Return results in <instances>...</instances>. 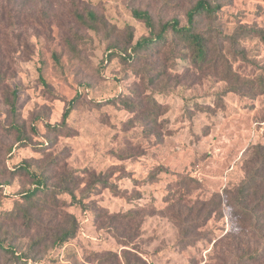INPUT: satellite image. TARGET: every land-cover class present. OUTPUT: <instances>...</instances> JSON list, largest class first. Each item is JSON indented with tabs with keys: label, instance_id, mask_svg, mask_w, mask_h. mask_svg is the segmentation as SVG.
Instances as JSON below:
<instances>
[{
	"label": "rangeland",
	"instance_id": "rangeland-1",
	"mask_svg": "<svg viewBox=\"0 0 264 264\" xmlns=\"http://www.w3.org/2000/svg\"><path fill=\"white\" fill-rule=\"evenodd\" d=\"M195 1L0 0V71L6 79L0 83V238L15 252H0V262L110 264L107 252H115L123 264L122 248H129L146 264H203L237 245L226 238L236 233L237 222L225 190L243 178L246 150L264 144V92L229 91L232 81L187 70L184 63L170 67L163 91L146 88L139 70L148 61L124 62L119 48L108 57L110 46L124 45L129 31L133 43L147 33L133 9L148 10L156 22L173 16L184 22ZM222 4L216 20L202 28L229 52L233 70L253 80L264 74V0ZM88 10L97 17L96 29L76 17ZM17 87L12 113L6 96ZM150 98L158 105L155 121L142 118ZM24 162L31 172L48 169L55 182L65 177L76 196L57 194L53 204H39L40 211L30 208L43 223L29 227L17 205L32 179L13 171ZM99 174L114 190L95 182ZM214 195L219 213L199 227L200 237L192 233L182 241L180 219L189 221ZM128 212L130 223L122 217ZM65 215L76 221L72 238L33 244L68 226Z\"/></svg>",
	"mask_w": 264,
	"mask_h": 264
},
{
	"label": "trees",
	"instance_id": "trees-1",
	"mask_svg": "<svg viewBox=\"0 0 264 264\" xmlns=\"http://www.w3.org/2000/svg\"><path fill=\"white\" fill-rule=\"evenodd\" d=\"M222 5V0H196L185 11L184 22L175 16L156 22L148 10L133 9L132 15L144 23L147 33L133 43L134 35L132 31H129L124 45L110 46L108 57L111 59L112 56H115L114 49L119 48L122 51L119 58L124 62L141 63L148 61L139 70V73L143 75L146 88L159 85L161 86L160 91H163V88L167 87V73L170 67L178 63H184L187 70L192 68L201 73L209 72L212 75L220 76L222 80L232 81L229 91L239 92L242 89H247L255 93H263V72L253 80L243 78L240 73L233 70L228 61L227 54L229 52H224L221 46L218 47L215 43L217 39L212 36L209 30L202 28L204 21L212 24L216 20L217 12ZM76 17L82 23L96 29L98 20L91 10L86 11L85 15L76 13ZM222 37L224 38L225 35L222 34ZM233 52L235 54L240 53L238 51ZM55 61L59 63L58 58ZM4 80H6L4 72L0 71V83ZM162 80L165 81L161 83ZM18 92L19 88L17 87L9 91L6 96L9 97L6 100L12 113L17 111L15 101ZM74 100L75 97L67 102V107L62 114V123L68 117ZM141 102L143 103V101ZM146 103L151 104L149 109L145 107L142 111L139 101L136 107L142 111V118L155 121L156 110L154 108L158 105L153 98L148 99ZM13 127L18 133H21L19 125L14 124ZM20 139H23V137H20ZM25 164L24 162V164L17 165L13 171H25L32 179V186L19 193L22 201L17 205L22 210L23 223L29 227L31 222L39 221L43 223L41 217L37 218L36 215L30 212V208L40 211L37 208L38 205L41 203L46 204L51 199L53 204V200L56 201L57 194L66 193L72 199H76V196L70 188L66 187L65 177L62 176L55 182L53 181L54 176H51L48 169L31 172ZM243 166L244 176L238 185L225 190L226 203L230 206L231 213L237 222L236 233L229 232L226 234V238H232L237 245L225 248V254L223 255L210 256L209 260H206L203 264H264V144L256 143L246 150ZM95 182L104 188L114 190V184L110 183L101 174L95 177ZM6 183L9 184L10 182L7 181ZM219 203L220 198L214 195L208 203H203L197 207L194 211V217L189 221H187V217L180 219L179 233L182 241L189 239L192 233H194V238L200 237L199 227L213 215L219 213L220 210H217ZM10 214L14 215L15 213L12 211ZM132 216L133 213L128 212L123 214L122 217L128 218V223H130ZM65 217L68 226H58L48 233L49 235L38 237L33 244L39 245L49 238L52 246H55L72 238L76 232V221H73L71 216L65 215ZM116 218L117 215H113L114 221ZM122 245L127 246L126 242H123ZM122 249L121 262L123 264H146L140 256L129 248ZM0 252L15 254L11 247L4 246L1 238ZM107 255H109L108 259L111 260L110 264H120L117 253L107 252ZM18 257L16 255V258ZM4 263L7 262H0V264Z\"/></svg>",
	"mask_w": 264,
	"mask_h": 264
}]
</instances>
